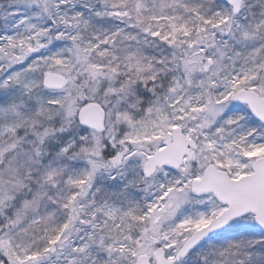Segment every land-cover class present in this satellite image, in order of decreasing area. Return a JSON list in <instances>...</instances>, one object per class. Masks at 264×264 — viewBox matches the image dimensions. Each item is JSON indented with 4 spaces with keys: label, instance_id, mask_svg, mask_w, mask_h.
<instances>
[{
    "label": "snow or ice",
    "instance_id": "6c2138e0",
    "mask_svg": "<svg viewBox=\"0 0 264 264\" xmlns=\"http://www.w3.org/2000/svg\"><path fill=\"white\" fill-rule=\"evenodd\" d=\"M0 264H264V0H0Z\"/></svg>",
    "mask_w": 264,
    "mask_h": 264
}]
</instances>
